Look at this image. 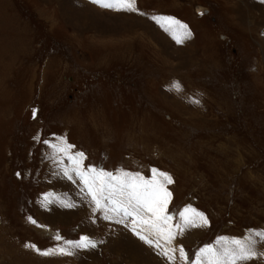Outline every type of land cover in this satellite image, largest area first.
Returning a JSON list of instances; mask_svg holds the SVG:
<instances>
[{
	"label": "rangeland",
	"instance_id": "rangeland-1",
	"mask_svg": "<svg viewBox=\"0 0 264 264\" xmlns=\"http://www.w3.org/2000/svg\"><path fill=\"white\" fill-rule=\"evenodd\" d=\"M136 7L0 0V264H169L132 234L130 221L94 213L67 157L49 147L61 138L71 154H85V169L150 179L156 168L172 177V223L185 207L208 218L176 236L173 264H183L181 246L191 260L220 237L264 230V3ZM153 16L174 17L191 37L176 43ZM57 234L60 246L81 236L98 246L51 257L25 247L56 246Z\"/></svg>",
	"mask_w": 264,
	"mask_h": 264
},
{
	"label": "snow or ice",
	"instance_id": "snow-or-ice-1",
	"mask_svg": "<svg viewBox=\"0 0 264 264\" xmlns=\"http://www.w3.org/2000/svg\"><path fill=\"white\" fill-rule=\"evenodd\" d=\"M264 3V0H259ZM90 3L104 10L116 12H137L136 0H90ZM204 15L203 12L199 13ZM164 31L171 34L176 43H182L179 38L191 37L188 26L171 16L151 17ZM172 88L180 91L178 83H173ZM194 103H199L194 100ZM33 118L36 109L32 110ZM48 144V141H44ZM65 140L61 138L59 144H49L57 154L67 157L72 165L71 172L75 174L86 190V195L95 205L94 213L101 211L105 220H115L116 223L130 221V231L145 245L158 251L165 257L169 264H173L176 249L172 243L178 234H182L187 227H206L208 218L201 212L191 207H185L179 213L180 223L173 224L174 217L169 215L168 204L171 193L167 185L173 183L172 177L156 168L151 169L152 177L145 179L140 173L125 170L116 172L106 171L103 168L82 167L85 154L70 153L71 146H64ZM19 175V173L17 174ZM64 175L72 179L68 169ZM45 197L48 203V197ZM62 206L72 207L71 203L61 201ZM29 222L36 224L31 217ZM57 245L41 250L35 244H26L25 247L44 257L72 256L75 251H88L95 249L97 242L88 236H81L79 240H65L63 246L59 245L61 236H55ZM258 243H264V230H249L243 238L220 237L215 244H205L194 253V259H189L183 246L179 249L180 259L183 264H248V262L264 258V252L257 250Z\"/></svg>",
	"mask_w": 264,
	"mask_h": 264
},
{
	"label": "bare ground",
	"instance_id": "bare-ground-1",
	"mask_svg": "<svg viewBox=\"0 0 264 264\" xmlns=\"http://www.w3.org/2000/svg\"><path fill=\"white\" fill-rule=\"evenodd\" d=\"M197 12L198 13H201L203 12L204 14L208 12V9L206 8H203V7H197ZM200 15V14H199Z\"/></svg>",
	"mask_w": 264,
	"mask_h": 264
}]
</instances>
